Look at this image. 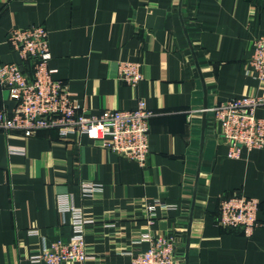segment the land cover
<instances>
[{
    "label": "crops",
    "instance_id": "0c3cea01",
    "mask_svg": "<svg viewBox=\"0 0 264 264\" xmlns=\"http://www.w3.org/2000/svg\"><path fill=\"white\" fill-rule=\"evenodd\" d=\"M33 25L48 32L54 78L88 115L143 103L154 116L143 166L79 133L0 132V264L70 241L74 211L88 259L65 264H131L158 237L175 242L179 264H264V146L228 158L202 112L264 96L247 70L264 0H0V65L21 64L6 37ZM125 61L140 64L136 87L117 79ZM12 108L0 90V112ZM255 114L264 120V107ZM233 195L260 202L263 225L249 236L217 226Z\"/></svg>",
    "mask_w": 264,
    "mask_h": 264
},
{
    "label": "built area",
    "instance_id": "2783aa9c",
    "mask_svg": "<svg viewBox=\"0 0 264 264\" xmlns=\"http://www.w3.org/2000/svg\"><path fill=\"white\" fill-rule=\"evenodd\" d=\"M6 42L17 53L21 64L0 65V90L13 102L9 112H0V132H18L25 138L38 132L56 129L60 137L79 133L101 141L103 147L123 158L144 165L148 155L150 120L154 113L139 103L134 110H104L99 115H88L72 99L62 81L54 78L50 68L51 53L48 32L43 26L12 29ZM251 55L247 70L257 81H264V35L250 44ZM28 64L31 73L24 71ZM118 81L136 87L143 80L139 63L120 62ZM264 107V96L246 95L231 98L206 107L212 122L219 126L220 137L228 147L227 157L238 159L243 151L264 146V120L256 110ZM91 189H87L90 192ZM260 202L255 198L233 195L219 203L217 226L236 228L249 236L260 225L257 215ZM74 235L68 242L57 241L40 248L27 259L28 264H65L88 259L80 212L74 211ZM175 242L158 237L150 247L133 255L131 264H179Z\"/></svg>",
    "mask_w": 264,
    "mask_h": 264
},
{
    "label": "water",
    "instance_id": "95a60500",
    "mask_svg": "<svg viewBox=\"0 0 264 264\" xmlns=\"http://www.w3.org/2000/svg\"><path fill=\"white\" fill-rule=\"evenodd\" d=\"M206 108V107H205Z\"/></svg>",
    "mask_w": 264,
    "mask_h": 264
}]
</instances>
